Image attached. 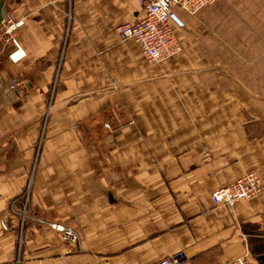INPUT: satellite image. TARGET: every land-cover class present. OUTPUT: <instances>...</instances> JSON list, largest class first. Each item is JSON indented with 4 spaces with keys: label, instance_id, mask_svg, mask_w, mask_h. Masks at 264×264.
I'll use <instances>...</instances> for the list:
<instances>
[{
    "label": "crops",
    "instance_id": "0c3cea01",
    "mask_svg": "<svg viewBox=\"0 0 264 264\" xmlns=\"http://www.w3.org/2000/svg\"><path fill=\"white\" fill-rule=\"evenodd\" d=\"M214 5L211 40L178 10L196 30L154 64L117 37L136 0H17L24 56L0 52V264H264V0ZM248 173L256 197L211 201Z\"/></svg>",
    "mask_w": 264,
    "mask_h": 264
},
{
    "label": "built area",
    "instance_id": "2783aa9c",
    "mask_svg": "<svg viewBox=\"0 0 264 264\" xmlns=\"http://www.w3.org/2000/svg\"><path fill=\"white\" fill-rule=\"evenodd\" d=\"M143 9V13L134 23H124L117 29V37L121 42H134L146 61L160 64L165 60L179 55L181 51L180 40L176 36L178 30L185 28V23L177 12L180 10L189 17H193L199 11L214 5L218 0H136ZM22 21L8 27V33L14 32ZM11 53L7 57L15 62L21 60L24 54L14 60L13 55L19 51L16 38L9 37ZM1 52V51H0ZM62 58V57H60ZM19 83L11 80L8 85L10 91L15 94L19 90ZM263 184L255 173H248L241 178L228 183L223 188L213 192L211 201L216 206L232 207L243 200L256 197L262 190ZM54 232L61 236L62 241L76 243L78 234L68 225L59 222L48 224ZM99 264V263H96ZM155 264H185L182 252H177L169 257L155 261ZM229 264H250L247 257L233 258Z\"/></svg>",
    "mask_w": 264,
    "mask_h": 264
},
{
    "label": "rangeland",
    "instance_id": "374dc122",
    "mask_svg": "<svg viewBox=\"0 0 264 264\" xmlns=\"http://www.w3.org/2000/svg\"><path fill=\"white\" fill-rule=\"evenodd\" d=\"M16 2H17V0H7V2H6L5 11L7 13V18L4 20L3 26L1 27L2 29L0 31V51L1 52H3L4 45H8L10 43L9 42V37H13L14 39L17 38L18 28L14 32H12L10 34L8 33V27L10 25H12V24L14 25L15 22L17 21L15 19L12 20V18L10 17V10L15 7ZM214 6L215 5H213V6H207L208 8H205L203 11H201L197 15H195L193 17H189V19L192 20L194 17H200L201 16V18H198V21L195 22V23H197L198 26L201 25V27H202V30L201 31L202 32H199V30H198L197 33H198L199 36H203L205 40H211V38H212V31H211V28H212L211 25H212V23L222 24L226 20L225 14H223L222 16L219 15V14H217V15L214 14V19H213V17L211 19V17H210V11H211L212 8H214ZM189 24H191V22L186 23V26H188ZM191 26H192L191 27L192 30H196L194 28L195 27V24H193V22H192ZM194 35H195V32H193L192 37ZM209 45H211V44H209ZM205 52L208 55L209 54H213V52H212V45L209 46V47L206 46L205 47ZM8 84H9V82H8ZM53 88H54V86H53ZM53 88H51V91H50L51 93L53 92ZM26 92H27L26 89L23 88V90L20 91V95H22V94H24ZM185 264H186V262H185Z\"/></svg>",
    "mask_w": 264,
    "mask_h": 264
},
{
    "label": "flooded vegetation",
    "instance_id": "af4514ba",
    "mask_svg": "<svg viewBox=\"0 0 264 264\" xmlns=\"http://www.w3.org/2000/svg\"><path fill=\"white\" fill-rule=\"evenodd\" d=\"M6 2L7 0H0V31H1V27L3 26L4 20L7 18V13L5 11L6 8Z\"/></svg>",
    "mask_w": 264,
    "mask_h": 264
},
{
    "label": "bare ground",
    "instance_id": "6f19581e",
    "mask_svg": "<svg viewBox=\"0 0 264 264\" xmlns=\"http://www.w3.org/2000/svg\"><path fill=\"white\" fill-rule=\"evenodd\" d=\"M3 23V22H2ZM17 41V40H16ZM21 55H23V52L21 50L15 52V54L13 55L14 60H16L17 58H19ZM22 59V58H21Z\"/></svg>",
    "mask_w": 264,
    "mask_h": 264
}]
</instances>
